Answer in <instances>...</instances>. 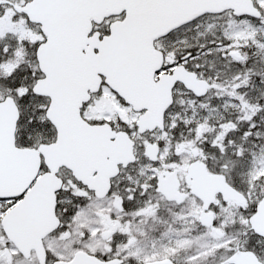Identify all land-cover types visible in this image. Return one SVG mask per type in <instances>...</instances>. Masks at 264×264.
<instances>
[{
	"label": "snow or ice",
	"instance_id": "obj_1",
	"mask_svg": "<svg viewBox=\"0 0 264 264\" xmlns=\"http://www.w3.org/2000/svg\"><path fill=\"white\" fill-rule=\"evenodd\" d=\"M0 264H264V0H0Z\"/></svg>",
	"mask_w": 264,
	"mask_h": 264
}]
</instances>
